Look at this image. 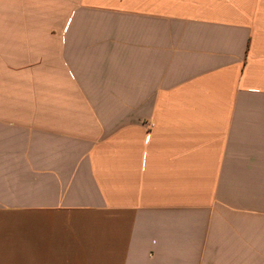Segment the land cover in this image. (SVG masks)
<instances>
[{
	"label": "crops",
	"instance_id": "obj_1",
	"mask_svg": "<svg viewBox=\"0 0 264 264\" xmlns=\"http://www.w3.org/2000/svg\"><path fill=\"white\" fill-rule=\"evenodd\" d=\"M0 264H264V0H0Z\"/></svg>",
	"mask_w": 264,
	"mask_h": 264
},
{
	"label": "rangeland",
	"instance_id": "obj_2",
	"mask_svg": "<svg viewBox=\"0 0 264 264\" xmlns=\"http://www.w3.org/2000/svg\"><path fill=\"white\" fill-rule=\"evenodd\" d=\"M18 22V35L13 37V42L19 44V55L20 59L26 58L27 55V45H38L43 42V29L51 28L53 26H58V21L50 20H19ZM11 37L4 35V44L11 42ZM35 54H40V52H35Z\"/></svg>",
	"mask_w": 264,
	"mask_h": 264
}]
</instances>
